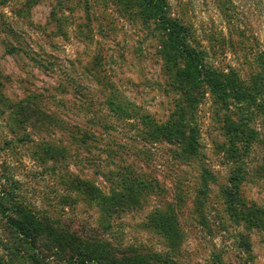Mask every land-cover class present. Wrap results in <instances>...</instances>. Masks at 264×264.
Returning <instances> with one entry per match:
<instances>
[{
  "label": "rangeland",
  "instance_id": "obj_1",
  "mask_svg": "<svg viewBox=\"0 0 264 264\" xmlns=\"http://www.w3.org/2000/svg\"><path fill=\"white\" fill-rule=\"evenodd\" d=\"M167 1L217 66L253 84L263 72L264 0ZM164 40L134 0H0V203L182 264H264V228L228 208L240 162L226 151V117L238 120L239 110L207 87L190 108ZM181 106L197 128L196 157L148 133V119L166 123ZM258 130L239 188L264 208V120ZM125 176L148 186L112 216L79 184L109 195ZM160 215L173 216L171 237L155 224ZM7 221L0 205V264H67L58 249L15 237Z\"/></svg>",
  "mask_w": 264,
  "mask_h": 264
},
{
  "label": "trees",
  "instance_id": "obj_2",
  "mask_svg": "<svg viewBox=\"0 0 264 264\" xmlns=\"http://www.w3.org/2000/svg\"><path fill=\"white\" fill-rule=\"evenodd\" d=\"M134 2L145 20L153 21L165 38L164 53L168 64L174 68V82L189 107H196L199 96L207 87L224 106L238 108V120L234 121L230 115L226 117V128L230 134L226 151L231 160L240 162L231 173V186L226 189L228 208L234 217L264 228V208L247 204L239 188L248 172L246 156L262 141L258 129L264 120V52L261 59L263 72L256 76L253 84H249L235 70L221 69L205 47L194 43L189 27L171 16L167 0ZM186 112L185 107L181 106L166 123L158 124L152 119L145 121L150 135L178 143L185 156L196 157L199 147L197 128L187 122ZM261 170L264 172V165ZM122 183L121 191L106 195L88 181H79L83 190L98 199L108 216L130 208L137 200L138 193L148 186L137 177L125 176ZM0 205L8 218L7 227L15 237L34 249L39 243L58 249V253L62 254L60 258L67 264H182L169 253L124 248L103 236L83 235L64 229L37 208L21 206L14 209L16 214H13L3 202ZM155 224L168 236L174 235L173 216L160 215ZM242 239V246L250 250L248 238L242 236ZM31 253L30 257L34 255Z\"/></svg>",
  "mask_w": 264,
  "mask_h": 264
}]
</instances>
